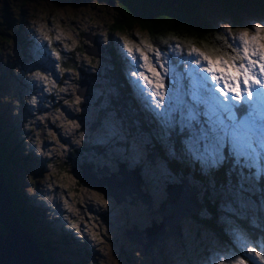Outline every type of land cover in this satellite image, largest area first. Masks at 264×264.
I'll return each instance as SVG.
<instances>
[{"label":"rangeland","instance_id":"1","mask_svg":"<svg viewBox=\"0 0 264 264\" xmlns=\"http://www.w3.org/2000/svg\"><path fill=\"white\" fill-rule=\"evenodd\" d=\"M5 2L7 7H10L12 14L20 15L19 22L15 21L14 23V27L17 24L19 28L13 27L12 31L16 33L22 30L30 34L34 37L35 45L42 50L41 58L35 49L31 51L32 56L25 51H20V58L13 52H9L8 59L4 60V63L6 61L10 73L14 74L17 79L28 78L30 81L29 85L24 86L11 78L15 81V87L8 89L6 93L8 96L13 95V99L17 102L20 97L25 103H30L28 106L23 105L19 108V113L23 115L20 121L26 123L30 130L26 131L25 127L17 125V129H12L11 134L16 133L14 134L15 138L23 139V153L26 154V160L33 166L31 178H27L25 165H18L16 169L21 173L18 178H22V189L24 191L30 189L34 195L33 203L39 211L34 213L38 216L36 225H48L47 228L50 229V232H46V235L51 237L61 234L63 227L72 229L75 236L74 241L70 240L68 243L62 241L56 247L59 254L57 256L50 248L52 258L61 260V264H92L93 262L94 264H219L221 259L225 261V264H230L234 258H237L230 250L232 243L241 249L242 255H249L245 251V247L257 245L264 247L261 242L252 240L245 228L238 222V219L246 218L248 220L250 218L252 211L257 206V201L251 194L252 190H246L242 195L237 193L229 166L223 183H216L211 176L209 181L205 179L208 182L207 185L194 179L199 193H204L206 190L208 199L216 201L220 205V209L217 208L215 212L217 223L219 226L222 225L220 233L212 232L211 228L200 227V223L191 217L180 216L178 226L176 229H172L170 234L173 237L163 243L160 256L156 254L144 255L135 246L131 247V250L135 252L133 258L130 255L127 258L123 257L124 253L122 255L115 254L114 243L111 239L114 232L106 226L109 225L107 219L121 217V211H116L114 216L110 215V207L100 202L101 196L88 191V198L94 202H100L102 205L89 204V200L80 201L85 208L90 205L93 208L90 210L86 208V215L79 214L74 196L85 193L84 186L76 185L73 189L69 180L64 181L53 172L50 175H46V173L40 175L39 161L45 169L46 160L52 158L48 172L55 168L54 162L58 158L62 159L59 162L66 169L79 161L83 162V160L94 162L95 166L113 165L111 169L116 168L117 161L124 160L135 163L137 166H142L139 174L143 186L152 192L154 189L162 190L163 199H167V196L164 195L166 194L164 191L166 183L173 179L169 177L168 173L165 175L163 169L165 158L176 160L182 165H198L197 168L202 174H205L208 168L203 167L201 162L187 154L184 143L187 136L179 125L170 130L162 126L157 116L147 106L145 96L139 88L140 97L137 98L136 103L142 107L143 111L139 112L138 117L132 118V124L124 123L127 116L125 112L130 111L132 114L133 107L130 108L129 100H119L120 85L116 82L117 75L114 74L116 70H119V74L123 78L134 83L129 72L137 69L133 67L130 56L122 47L123 40L127 38L136 43H140L142 40L149 41L145 29L141 30L137 26L131 27L130 35L120 29L110 30L112 17L116 11L115 7L107 3L106 0H5ZM206 4V13L212 15L218 27L224 30L225 25L231 26L229 15L223 12L219 5L209 0H206ZM239 17L243 23L239 28L264 22L263 15L254 11L241 12ZM80 32H90L96 37L98 45L102 48L101 55L99 53L98 57H92L82 50L83 44L93 43L89 44L80 36ZM45 33L52 39H47ZM56 35H61L63 39L55 40ZM107 49L118 54L120 62L117 66L109 61ZM57 51L61 53L60 57L55 55ZM72 51H74V62L71 66H63L61 60L71 58ZM162 52L168 58L167 51ZM186 55L185 53V57ZM3 58V54L0 53V60ZM22 58L25 60L21 63V67L14 66ZM169 61L172 62L171 58ZM37 72L44 73L50 78V81H42L36 77ZM84 75L89 81V87L86 95L84 92L82 96H79L75 89L78 86V80ZM9 77H13V75H9ZM6 80L11 81L8 79V74ZM0 84H3L1 72ZM23 87L28 91L23 92ZM77 98H79L78 103ZM33 99L36 100V103H32ZM100 109H103L104 113H101ZM134 111L138 112L137 109ZM97 119L100 124L95 125L92 129L90 124ZM10 120L12 121V119ZM69 121L78 123L80 127L74 128ZM142 122H145L144 127L140 125ZM114 128L122 139V144L110 139L113 137L112 129ZM93 131H98L99 147L97 149L86 147L85 152L81 155L74 151L69 152L74 144L84 142ZM2 135L6 137L5 133ZM176 136L179 139L176 149H173L172 147H175L173 139ZM155 144L162 149V165L159 158H155L154 163H151L150 160L149 163L146 160L145 156L149 154L151 146ZM112 150L117 152L115 157L110 156ZM151 153L154 157L155 151ZM155 164L162 166V172L156 168ZM226 166L228 167V165ZM4 176L15 177L16 174L9 172L4 173ZM62 176L66 179L63 174ZM135 176L139 178V175ZM27 184L31 186L28 187ZM94 184L98 185L99 183ZM65 185L68 186L65 187ZM63 191L72 197L67 196L63 199ZM60 203L64 206L63 208L55 206ZM69 204L71 208L68 207ZM53 214L59 215L58 222L49 225L48 222L43 221L44 217L52 218ZM206 214V210L201 204L199 215L205 216ZM63 215H65L68 224L63 221ZM74 224L80 226L79 230L73 227ZM94 233H99L100 238H96ZM80 236L86 240L89 250L84 249L85 240H79ZM86 258L90 260H86ZM252 261L257 264L263 263L258 258Z\"/></svg>","mask_w":264,"mask_h":264},{"label":"snow or ice","instance_id":"2","mask_svg":"<svg viewBox=\"0 0 264 264\" xmlns=\"http://www.w3.org/2000/svg\"><path fill=\"white\" fill-rule=\"evenodd\" d=\"M223 31L204 49L170 38L176 40L173 54H187L172 62L148 40L136 43L124 38L122 47L137 69L129 72L130 77L162 126L170 130L179 125L187 136V154L203 167L214 169L231 161L237 193L242 195L264 182V22L244 28L225 25ZM45 37L52 39L47 33ZM35 75L50 81L42 72ZM112 132L118 135L115 128ZM100 202L107 205L103 197ZM94 235L100 238L99 233ZM245 251L264 262V247H245ZM230 264H249V260L241 256Z\"/></svg>","mask_w":264,"mask_h":264},{"label":"trees","instance_id":"3","mask_svg":"<svg viewBox=\"0 0 264 264\" xmlns=\"http://www.w3.org/2000/svg\"><path fill=\"white\" fill-rule=\"evenodd\" d=\"M107 3L112 4L115 7L116 14L114 17H112V23L110 25V30L112 29H120L121 31L127 32L128 34L129 29L131 27L137 26L139 29H145L148 35V39L151 43H153L155 46L162 49V51H167L168 58H171V61H174L177 59L178 55H185V53H176L173 54L172 47L176 43V40L183 42L185 45L191 44L198 46L199 48L204 49L205 45L212 46L214 43V38L223 35L224 31L222 28L217 26V23L213 19L212 15H208L206 13V0H106ZM213 3H216L220 6V9L227 13L230 17V25L233 28H239L243 25L239 13H249L250 11H254L257 13H260L264 17V0H209ZM210 13V12H209ZM19 21L20 15L12 14L10 11V7H7V4L5 0H0V53L3 54L4 58L3 60H0V72H1V79L3 80V84H0V166L4 173H15V177H6L3 176V181L6 185V189L8 191V195L10 198H12L13 204L12 207L16 211L17 215L19 216L20 220L27 224L30 231L34 234V239L39 244L40 251L42 255L45 257L46 261L50 259V256L47 252L42 251V246L46 245L51 247V240L48 238V235H46V232H50V229L48 225H36L38 222V216L35 215L38 211V209L35 207V204L33 203L34 195H30L22 189V178L19 179L18 177L21 175V173L16 169L18 165H25L27 167L26 175L27 178L30 177V174L33 172V166L32 163H29V161L26 160V154L23 153L24 145H23V139L18 137L15 138L14 134L12 133V129H17V125L19 127H25L26 131L30 130L29 126L26 125V123H23L20 121L21 117L23 116L22 113H19V108L21 106H28L30 103H25L22 98H18L17 100L13 99L12 96L7 95L8 89H12L15 87V81L11 80V78H14L20 85H29L30 81L24 78H18L15 77L14 74L10 73V68H7L6 61L7 56L9 52H13L17 57L20 58V51L26 52L28 55L32 56V50L35 49V51L38 53V56L41 58L42 50L40 47L35 45L34 37H32L30 34H27L23 32L22 30L19 32L14 33L12 31V27H14V23L12 20ZM19 28L16 24L15 27ZM14 33V34H13ZM81 37L87 40L90 44V41L85 37L86 32H80ZM109 33H111L109 31ZM21 35V36H20ZM130 35V34H129ZM175 37L176 40H171L170 38ZM96 38V37H95ZM169 40V44H164L163 41ZM85 45V44H83ZM82 45V46H83ZM91 45V44H90ZM81 46V48H82ZM98 47L101 46L97 44ZM12 50V51H11ZM83 50V48H82ZM84 51V50H83ZM85 52V51H84ZM107 57H109V61L113 63V65L117 66L120 62L119 56L117 53H113L110 51V49H107ZM86 53V52H85ZM92 57L91 54H88ZM71 58L68 57V59H62L61 64L65 67L71 66L74 62V51L71 52L70 55ZM4 60L5 63H4ZM25 59H19V62L17 67H21V63ZM2 64V65H1ZM7 72V73H6ZM84 73V72H83ZM120 71L116 70L114 75L116 76V82L120 85V94L119 100H125L130 103V108L133 111L132 114L130 111H126L125 114L127 115L124 123L132 120L133 117H138L139 112H142V107L136 103L137 98H139L138 93V87L136 84H132L129 80L123 78L121 74H119ZM7 74L8 79L11 81H7ZM9 75H13V77H9ZM29 76V72H28ZM87 79V77L84 75ZM136 88V89H135ZM133 89L135 92L133 93ZM23 92H27L28 89L23 87ZM30 95L29 93H27ZM15 95V94H14ZM132 99V100H131ZM14 104V105H13ZM138 105V106H137ZM138 110L134 111V110ZM101 113H104L103 109H100ZM9 114V115H7ZM12 119V121L10 120ZM25 119V118H24ZM14 122V124H13ZM94 121L92 122L93 125ZM14 125V126H13ZM91 125V124H90ZM142 127L145 126V122L140 123ZM124 127V126H123ZM132 127V126H131ZM5 133L6 137H4L2 134ZM31 137V136H30ZM112 141L122 140L118 135H113L112 138H110ZM179 137L176 136L175 139V147H172L173 149H176L177 143H178ZM86 145H96L94 147L97 149L99 147V136L96 135L94 132L89 136L88 139L85 141ZM152 149H150V152L155 151L157 153L162 152V149L157 145H152ZM161 149V150H160ZM179 152V151H178ZM174 154L176 152L174 151ZM24 155V156H23ZM51 157V156H50ZM25 158V159H24ZM166 161L170 165V172H177L178 170L181 171L182 175L180 178L185 179L186 185L181 186L182 188L191 189L194 188L195 191L193 192V196L196 199V201L199 202V206L202 204L204 209L206 210L205 216L199 215V209L195 208L194 211H190L187 215H195L194 217L197 219V221L200 224H203L205 226H208L207 228H211L212 232L220 233L222 225L219 226V224L216 221L215 212L217 208L220 209V205L213 200L208 199L207 197V191L205 190L204 197L201 200L199 199V188L197 186V183L195 182L196 179H203L202 173H200V170L197 168L198 165L189 166L188 164H181L180 162L165 158ZM62 160L60 158L56 159L54 162L55 168L48 172V168L50 167L51 159L48 161L46 160L45 165L46 168L44 169V166L41 165L39 174H45L50 175L52 172L54 174H57L59 177L62 178V180L66 181V179L63 178L62 172L64 171L65 167L63 164H61L59 161ZM86 164H83L84 166ZM228 165V167L226 166ZM230 166V174L232 179L235 181L234 176V167L231 163V161L225 163L224 165L212 169L213 172L211 174L212 179L218 184L223 183L225 181V174L228 171ZM35 169V168H34ZM191 172L192 174V181L194 183L189 184L188 182V173ZM68 174V180L71 185H82L84 183L82 177L81 180L78 178L74 172V170L69 166L67 170ZM183 176V177H182ZM31 178V177H30ZM180 178L178 182H175V184L180 183ZM195 179V180H194ZM198 181V180H196ZM204 184L207 185L208 182L205 180ZM20 187V188H19ZM86 187L91 190L89 186L86 185ZM264 182L258 183L255 185V188L252 190V196L257 201V206L254 208V210L251 213L250 218L247 220L246 218L238 219V222L240 225L245 228L247 234L252 240L261 242L264 246ZM183 194V193H182ZM121 195V193L116 194ZM259 200V201H258ZM173 202V201H172ZM174 207V206H173ZM39 212V211H38ZM182 215V216H187ZM34 221V222H32ZM44 222H48L49 225L54 224V221L52 218H43ZM5 232V229L3 227V224L0 221V233L3 234ZM63 232H69L62 229L61 234L58 236L63 237ZM71 236H74L73 234ZM70 240L65 239L63 242L68 243ZM48 248V247H47ZM230 250L232 251V254L240 258L243 256L245 259L249 260V264H257L254 263L252 260V257L250 255H242L241 249L237 247V245L234 243L231 244ZM86 260H90L86 258ZM51 261V260H50ZM94 264V262L92 263ZM264 264V262L262 263Z\"/></svg>","mask_w":264,"mask_h":264},{"label":"flooded vegetation","instance_id":"4","mask_svg":"<svg viewBox=\"0 0 264 264\" xmlns=\"http://www.w3.org/2000/svg\"><path fill=\"white\" fill-rule=\"evenodd\" d=\"M12 22L14 23L15 20L13 18ZM19 22V21H18ZM13 28V26H11ZM81 36V35H80ZM102 52H100L101 55ZM88 54V53H86ZM98 57V56H97ZM89 87V85H88ZM87 87V90H88ZM87 90L85 91V95L87 94ZM84 95V97H85ZM100 124L99 119L94 120V123L92 125H90V127L93 129L95 127V125ZM127 125L132 124L131 120L126 122ZM96 135H98V131H93ZM80 141V139H79ZM83 141V140H81ZM86 141V140H85ZM82 142H78L76 144L73 145V148L69 150L70 151H74L76 154L81 155L85 152L86 147H91L94 148L96 147V145H86V143ZM116 143L118 144H122V140H117ZM153 147L151 146L150 149H152ZM161 150V149H160ZM154 152V151H153ZM117 155V152L112 150V154L110 155L111 157H115ZM146 160L150 163H154V159L155 158H159L161 161V165H162V152H155L154 157L152 160H150L147 156ZM52 160V158H49ZM150 160V161H149ZM83 164H86L84 166L90 165V167L88 168L89 170L94 172V176L96 178H98V180L105 176H107L108 174H110L112 171L116 170L118 165L120 166H124L125 168H134L136 170V174L139 175L138 181V190H130L129 192H126L124 194H121L120 196L114 197L111 193H104L103 187L106 185V183L101 182L103 184H99V185H93L91 183L85 182L81 179L82 177V171H83ZM80 165V166H79ZM160 164H155L156 168L158 170H160V172H162V166ZM74 172L76 173L77 177L80 178L84 183H82V185L84 186V189L86 190L85 193H81L80 195L75 194V202H76V206L79 209V214L82 215H86L85 214V210L87 209H92L93 206H86V208L84 207L83 203H81L80 201H86L89 200V204H97L99 206H101L102 204L100 202H94L91 198H88L87 192L91 191L92 193L99 194V196L103 197V199H105L107 201V206H109V214L110 215H115L116 211H121L120 216L121 217H113V218H109L107 219V223L109 224L108 226H106L107 228L113 230V234L111 236V239L114 243V252L115 254H120L122 255V253H124L125 255L123 257L127 258L128 255H130L132 258L135 255V252L131 250L132 246H135L137 249H139L141 251V253H143L144 255H153L156 254L158 256H160V254H162V245L163 243H165L166 241H168V238H172L173 235H170L171 233H168L169 231V226L166 223V217L168 215H170L172 213V210L167 211V208H165L164 206L168 205V203H165V198L163 199L162 197V190L159 189H154V191H149L146 187L143 186V182H142V178L140 176V170L142 166H137L135 163H131L128 161H117L116 162V168L115 169H111L113 167V165H109V164H104L102 166H95L94 162H88L83 160V162H77L75 163V165H71L70 166ZM165 175L168 173L169 177L173 178L171 181L167 182L166 185L168 183H175L179 181V178L181 177L182 173L180 170H178L177 172H170V165L169 163L166 161L165 162V166L163 167ZM213 169V168H212ZM210 170V168H208L205 171V174L203 175V179H196L200 182H204L205 179L209 181V178L213 172V170ZM67 170L68 168L64 169V171L61 173L66 177V181H68V174H67ZM207 175V176H206ZM183 177V176H182ZM181 179V178H180ZM192 174L191 172L188 173V182L189 184L194 183V181H192ZM70 184V182H69ZM28 187H30V184H27ZM80 185V184H78ZM89 186L91 188V190H89L87 187ZM70 186L73 187V189H75L76 185H71ZM140 188V189H139ZM164 191L166 194L165 197L167 196V192H166V187L164 188ZM26 193L30 194L33 196V193L30 189L26 190ZM63 195V199H65L67 196H69L70 198L72 197V195L67 194L65 191H63L62 193ZM204 197L203 193H200L199 195V199L201 200L202 203V198ZM11 200V204H13L12 202V198H10ZM164 200V201H163ZM56 207L58 208H63L64 206L62 205V203L60 204H55ZM169 206V205H168ZM129 210V211H128ZM188 217L193 218L194 220H197L194 216L195 215H187ZM52 219L54 222H58L59 215L57 214H53L52 215ZM63 221H66V217L65 215H63ZM66 223L68 224V222L66 221ZM97 223V222H96ZM151 225H155L159 228V235L157 234V237L155 238H151L148 237L147 232H146V228L148 226ZM69 226V225H68ZM70 227V226H69ZM200 227H208L205 226L203 224H200ZM63 230L69 231V232H63L62 236H48V238L51 240V247L43 245L42 246V251H45L48 253V255L50 256V259L48 260L47 264H61V260H56L54 258H52V256L50 255V248L52 250V252L55 254V256L59 255L57 253V246L60 245V243L62 241H64L65 239H69V240H75V236H71L72 233V229H68V228H62ZM157 229V228H156ZM165 233V236L162 238H158V236H162V234ZM148 238V239H147ZM79 240H85L83 236L78 237ZM152 241L148 246H146V250H143L144 244L147 241ZM48 247V248H47ZM84 249L85 250H89L88 249V244H86V240H85V245H84ZM88 252V251H87ZM51 260V261H50Z\"/></svg>","mask_w":264,"mask_h":264},{"label":"water","instance_id":"5","mask_svg":"<svg viewBox=\"0 0 264 264\" xmlns=\"http://www.w3.org/2000/svg\"><path fill=\"white\" fill-rule=\"evenodd\" d=\"M84 35L93 44L83 45V50L88 54L98 56L102 48L100 49V47L97 46L98 43L95 36L90 32ZM87 87L88 81L83 77L80 78L78 80V86L75 89L76 94L82 96ZM147 157L152 160L153 153L149 152ZM89 167L90 165H88V167L83 166L82 179L93 185H96L94 183H106L102 190L104 193H111L114 197H117L120 195L116 194H124L135 189V191L138 190L139 182L138 178L135 176L136 170L134 168L130 169L118 165L116 170L98 180V178L93 175L94 172L88 169ZM3 176L0 166V221L5 229L3 234L0 233V264H47L45 257L40 251L39 244L34 239V234L30 231L27 224H24L20 220L12 207L6 185L2 180ZM168 185H172V183H168ZM183 185L185 186L186 183H177L175 187L169 188V191L166 189L167 199L165 203H168L169 206L165 205L164 207L167 208V211L172 210V213L166 217V223L169 222L167 223L169 226L168 233H171L172 229H176L180 216L187 215L190 211H194V209L199 206V202L196 201L193 196L195 189L191 188L188 190L182 188L181 186ZM183 198L184 200H182ZM146 232L148 237L155 238L160 231L157 226L151 225L146 228ZM164 236L165 233H163L162 236H158V238L163 239ZM151 242L152 241L149 240L144 244V251L146 250V246Z\"/></svg>","mask_w":264,"mask_h":264},{"label":"bare ground","instance_id":"6","mask_svg":"<svg viewBox=\"0 0 264 264\" xmlns=\"http://www.w3.org/2000/svg\"><path fill=\"white\" fill-rule=\"evenodd\" d=\"M117 178V177H116ZM116 178H115V180H116ZM181 182H184V178H181L180 179V183ZM185 183V182H184ZM129 184V183H128ZM120 185V184H119ZM124 185H125V183H124ZM116 186V185H115ZM121 187V186H120ZM172 187H175V183H172V185H166V189L169 191V188H172ZM182 200H184V198L182 199ZM180 211V210H179Z\"/></svg>","mask_w":264,"mask_h":264},{"label":"clouds","instance_id":"7","mask_svg":"<svg viewBox=\"0 0 264 264\" xmlns=\"http://www.w3.org/2000/svg\"><path fill=\"white\" fill-rule=\"evenodd\" d=\"M82 77H83V76H82ZM82 77H81V78H82ZM83 78H85V77H83ZM85 79H86V78H85ZM86 80H87V79H86ZM87 81H88V80H87ZM88 85H89V81H88ZM86 90H87V89H86Z\"/></svg>","mask_w":264,"mask_h":264}]
</instances>
